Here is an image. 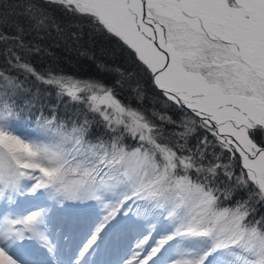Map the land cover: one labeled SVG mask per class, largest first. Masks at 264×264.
Listing matches in <instances>:
<instances>
[{"label":"snow or ice","instance_id":"snow-or-ice-1","mask_svg":"<svg viewBox=\"0 0 264 264\" xmlns=\"http://www.w3.org/2000/svg\"><path fill=\"white\" fill-rule=\"evenodd\" d=\"M0 264H264V0H0Z\"/></svg>","mask_w":264,"mask_h":264},{"label":"trees","instance_id":"trees-1","mask_svg":"<svg viewBox=\"0 0 264 264\" xmlns=\"http://www.w3.org/2000/svg\"><path fill=\"white\" fill-rule=\"evenodd\" d=\"M84 39L81 41L84 48L90 53H94L96 59L90 56L80 55L72 48H54V58L48 56H38L33 58V63L37 69H44L52 66L62 72L76 77H94L110 81L111 76L101 73L97 68V63L103 61L105 64H123L125 61L124 50L119 47L117 42L104 33L92 32L87 22H84ZM127 95V93H124Z\"/></svg>","mask_w":264,"mask_h":264}]
</instances>
